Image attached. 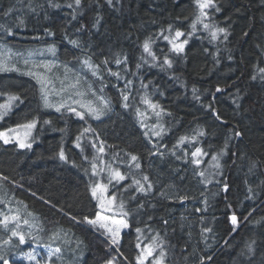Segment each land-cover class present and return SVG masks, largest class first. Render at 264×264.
Returning a JSON list of instances; mask_svg holds the SVG:
<instances>
[{"label":"trees","instance_id":"trees-1","mask_svg":"<svg viewBox=\"0 0 264 264\" xmlns=\"http://www.w3.org/2000/svg\"><path fill=\"white\" fill-rule=\"evenodd\" d=\"M214 5L202 18L205 29L196 0H82L79 7L74 0H0V45L13 64L32 69L25 65L30 51L55 47L54 76L72 73L97 107L108 102L101 120L78 108L53 114L34 78L0 75V83L14 82L20 98L0 132L36 121L31 148L0 138V174L45 202L0 179V255L8 264H127L84 228L111 241L85 219L100 212L92 171L101 147L111 169L140 182L117 246L129 264L140 256L137 228L162 235L166 264H264V0ZM217 28L226 29V38L213 37ZM176 30L184 35L175 38ZM185 39L177 52L173 42ZM196 148L203 154L194 158ZM12 195L25 214L4 206ZM6 216L17 219L4 224ZM59 229L66 240L51 243Z\"/></svg>","mask_w":264,"mask_h":264},{"label":"rangeland","instance_id":"rangeland-1","mask_svg":"<svg viewBox=\"0 0 264 264\" xmlns=\"http://www.w3.org/2000/svg\"><path fill=\"white\" fill-rule=\"evenodd\" d=\"M207 9H205L204 11H206ZM49 49H54V52L49 51ZM41 54L43 55V58L41 59L39 58V61H37L35 57ZM29 56H31L30 58L34 60L31 61L29 59L27 63H25V65L32 67V69L36 68L33 70L34 71L33 77L39 83L40 87H41V83L39 82L40 80L49 81V83L45 85V87L48 90V102L51 105V107H47L48 109L56 110V107H59L61 104H64L65 107L61 108V110L65 108L69 109V107L74 108V109L78 108V109L87 111L91 116H93L88 111V108H93V109H96L98 112L102 113L101 118L98 120L102 119V117L104 116V109L108 104L107 101L101 102L100 104L101 108L97 107L94 101L89 99L90 95L88 94L85 86L72 73H69V74H67V72L64 74L59 73L58 77L54 76L53 72L56 66V63L54 62V57L56 56L55 47H47L43 50L30 51ZM44 57L46 58L44 59ZM0 64H2L3 66L7 68H12V69L20 68L19 66L16 67V65L13 64V58L11 55V51L9 50V48L7 49V47L3 45H0ZM90 67L91 66L88 65V67L86 68L89 69ZM9 72L11 71H2L0 72V74H5ZM5 85L7 87L12 86L9 83H6ZM91 95H95L92 89H91ZM4 104H9V100L8 101L5 100L4 103L0 102V105H4ZM10 105H11L10 108H8L7 110L0 109V112H4V116H3L4 119L8 118L9 115L11 116L14 106H13V103H10ZM35 130H36V127L32 129L20 127V128H17L16 131H13L7 134L6 136L8 137L9 140L17 142V143H20L21 141L25 143H30L31 137L35 133ZM87 154L88 153L86 152L83 155V157L85 158ZM98 155H99V158H98L99 165L97 164L96 169L92 171L93 178L97 179L98 185H102L106 187V191L103 194L105 201L107 202L113 196L115 197V201L111 205H108L106 203V207L102 209L100 207V201L97 199V197L94 196L95 200L98 202V205H99V209H100L99 215L102 217L110 218V219L100 220L94 226L108 233V235L111 238V233L107 231V228L117 227V225L112 223V220H125L128 224V218L130 217L128 208L131 207V202L134 203L133 199L131 198L137 195L138 190H139L137 187H139V185L136 182L130 183L128 180H126L127 175H128L127 172L125 175L123 171H120L119 173L122 176H124V179L123 180L116 179L114 176L115 171L111 169L110 168L111 166L107 165L104 162V160H102V156H103L102 152L98 151ZM127 183H130V184L124 187L123 185ZM115 189L117 190L119 189V191H116L113 194L112 192ZM164 189H165V186L163 184L162 185L160 184L159 185V195L164 196L165 194ZM98 195H99V189H98ZM121 202L124 205L123 209L119 207ZM12 212H14L16 216L22 215L16 209H13ZM135 212L138 214V216L145 213V212L140 213V211H135ZM124 213H127V215L125 216ZM133 217H135V215ZM101 224H105L107 225V227L106 228L100 227ZM31 227L33 228L34 225H31ZM128 230H129V224H128V227L126 228H120L118 244H112V242L110 241V246L113 250L117 249V246L121 243V236L124 233L128 232ZM140 230H141L140 232H137L138 241H139L138 245L140 246V253H141L140 256L143 255V252L146 249V246L152 244L153 240L156 241V244L153 245V255L148 257L147 260L144 261V264H157V261H160V260H162V264H166V257H167L168 252L166 250L165 252L163 251L164 256L162 258L159 255L160 251L162 250L161 247L163 245V241L158 238L157 234H155L154 231H149L147 228H142ZM64 239L66 240V238H64L62 235V230L59 229L58 232L52 236L51 243L64 242L65 241ZM39 247H42V246H39ZM42 251L43 249H39V254H41ZM35 260L36 259L30 260V261H35ZM34 264H36V262H34ZM137 264H140V262L137 261Z\"/></svg>","mask_w":264,"mask_h":264},{"label":"snow or ice","instance_id":"snow-or-ice-1","mask_svg":"<svg viewBox=\"0 0 264 264\" xmlns=\"http://www.w3.org/2000/svg\"><path fill=\"white\" fill-rule=\"evenodd\" d=\"M196 2H197L198 6H199V9H200V16L197 17V22L203 23V19L202 18L207 17V15H208V13L205 12L204 10L207 9V8H209V7H215L214 0H196ZM81 3H82V0H74V5L76 7H79L81 5ZM107 3L109 5H111L112 4V0H107ZM52 6L53 7H59L58 4H54ZM68 7L69 8H72L73 7V4H68ZM216 11H219V8H216ZM73 18H75V17H73ZM192 27H193V29H195L196 24L193 23ZM203 27L205 29H208L210 26L207 23H203ZM169 30H171V29H169ZM7 31H8V34H11V30L10 29L7 30ZM217 32L225 33V38H226V35H227L226 29L217 28L215 31L212 32L213 37L216 36V33ZM183 35H184L183 32H181L179 30H176V32H175V38L178 39L179 37H181ZM165 39H167V37H165ZM72 43L75 44L76 42L75 41H72ZM186 43H187V40L186 39L183 41V43H180V44H177V43L173 42V48L177 52H181V51H183L184 44H186ZM143 47H144V50L145 51H149L150 50L149 42L148 41H145ZM49 51H53L54 52V49H49ZM25 63H27V61H25ZM85 63H88V62L85 61ZM117 63H120V61H117ZM165 63L168 64L169 66H171V61L168 60L167 58L165 59ZM13 70H18V69L7 68V67L3 66L2 64H0V72H2V71H13ZM28 74L29 75H34L31 72L28 73ZM113 75H116V73H113ZM39 82L41 83V92L43 94V99H44L45 106L46 107H51V105L48 102V90L45 87V85H47L49 83V81H47V80H40ZM217 91H219V89H217ZM18 99H19V97H16V96L9 97V100L10 101H12V100H18ZM127 99H128V97L127 96H124V100H127ZM10 106H11L10 104L0 105V109L7 110L8 108H10ZM127 106L128 105L125 104V107H127ZM63 107H65V105L64 104H61L59 107H56V111L59 112L61 110V108H63ZM152 107L155 108L157 106L156 105H152ZM68 110L69 111H73V112L75 111V109L74 108H71V107H69ZM88 111L95 117V119H100L101 118L102 113L98 112L96 109L88 108ZM77 115H79L81 118H83L84 113H77ZM3 116H4V112H0V119H3ZM45 123H49V121H45ZM35 126H36V121L33 120L32 122H30V123H28L26 125H21L20 127H24V128H27V129H32ZM85 131H88V129H85ZM155 134L157 136H159L160 135V131H157ZM201 134H203V133H201ZM236 135H240V133H236ZM0 138H3L5 143H8L9 142V139L5 135V133L0 132ZM185 139H186L185 137H182L181 138V143H183V141ZM76 146L77 147H80L79 143H77ZM19 147L20 148H31L32 145L30 143H25V142L21 141L19 143ZM103 150H104L103 147H101L100 148V151L103 152ZM201 154H203V153H202V149H200V148H196V150L191 153L192 157H194V158L195 157H198ZM59 156H60L61 159H66L63 150L60 151ZM132 159L133 160H136L137 158L135 156H133ZM212 159L213 160H218V157L217 156H213ZM193 163L199 165L201 163V161H200V159H194L193 160ZM137 167H139L138 164H137ZM217 167H219V164L218 163H217ZM93 169L95 170V165H93ZM199 175L201 177H204L205 176L204 172H199ZM114 176L118 180H123L124 179V176H122L118 171L114 172ZM4 179H7V178L5 177ZM144 179L147 180L148 177L145 176ZM136 183L138 185L140 184L139 181H136ZM149 187H151V185H149ZM227 187H228L227 184H225L224 185L225 191L227 190ZM98 189H99V195H98ZM144 190L145 189H144L143 185H141L140 186V191L143 192ZM105 191H106V187L105 186H102V185H97L96 187H93L92 188V195L95 196V197H97V199L100 201V207L102 209L106 207V203L108 205H111L115 201V197L113 196L110 200H108L106 202L105 199H104V195H103ZM119 207L121 209H123L124 205H123L122 202L119 205ZM124 215L126 216L127 213H124ZM10 219L11 220H15L17 218L16 217H7L6 216V217H4V220L2 221V223L7 224V222ZM85 219L87 220V222L89 224L95 225L100 220L110 219V218L102 217L100 215H97L96 219L88 220L87 217H85ZM231 220H232L233 224L237 223V217L235 215H233L231 217ZM24 223L27 224L28 221L25 220ZM112 223L115 224V225H117V227H115V228H107V231L109 233H111V242H112V244H118V237H119V233H120V228H126V227H128V224H127V222L125 220H112ZM165 223H167V221H165ZM100 227H105L106 228L107 225L101 224ZM136 231L137 232H140L141 230L139 228H137ZM205 231H210V229H205ZM11 235L13 237H17L18 236L19 237V243H21V244L25 243V237H24V235H22V234H20V233H18L16 231H12ZM9 242L10 241H5V243H9ZM155 244H156V241L153 240V243L152 244L146 246V249L144 250L143 255L142 256H139V255L137 256L136 259H137V261L140 262V264H144V261L147 260L148 257H150V256L153 255V245H155ZM137 247H139V245H137ZM58 252H60V249L59 248L55 249V253H58ZM55 253H52V254H55ZM159 255H160L161 258L164 256L163 250L160 251ZM27 258L30 259V260H34L35 259V257L31 253L28 254ZM0 261H3V264H8V261L4 259L3 255H0ZM106 264H114V260H109V261L106 262ZM157 264H162V260L157 261Z\"/></svg>","mask_w":264,"mask_h":264},{"label":"bare ground","instance_id":"bare-ground-1","mask_svg":"<svg viewBox=\"0 0 264 264\" xmlns=\"http://www.w3.org/2000/svg\"><path fill=\"white\" fill-rule=\"evenodd\" d=\"M46 57H44V59H45ZM32 60H34V59H32ZM37 61H39V55L37 56ZM17 67V66H16ZM34 69H36V68H34ZM34 69H28V67H23V68H18V70H13V71H11V72H9V74H11V75H14V74H20L21 76H26V77H32V78H34L33 77V75H29L28 73H34ZM0 75H2V74H0ZM34 80H35V82H36V84L38 85V87H40V85H39V83L36 81V79L34 78ZM4 83V84H3ZM6 83H9V84H11L12 86H6L5 84ZM0 84H3V85H1L0 86V102L1 103H4V101L6 100V101H8L9 100V97H12V96H16V97H19L18 95H17V93H16V91H15V89H14V87H15V84H14V82H6V81H2ZM40 89H41V87H40ZM20 101V98L18 99V100H12V101H10L9 100V104L10 103H13V106H14V109L12 110V112H16V106H15V104L17 105L18 104V102ZM14 102H15V104H14ZM47 109V108H46ZM47 110H49L48 112H50V113H53V114H56V113H59V112H62V111H67L68 109H62V110H60L59 112H57L55 109H47ZM12 114V113H11ZM8 118H11V116L9 115L8 116ZM8 118H3V119H0V121H4V120H6V119H8ZM36 127V126H35ZM17 128H20V126H15V127H12L8 132H6V135L7 134H9V133H11V132H13V131H16L17 130ZM33 137V136H32ZM32 137H31V140H30V142H32ZM9 141H11V140H9ZM5 178V176H3V175H1L0 174V179H2L4 182H6L7 184H9L10 186H12L14 189H17V190H20V191H22V192H24V193H26V194H28L29 196H31V197H33V198H35V199H37L38 201H41V202H43V203H45L41 198H39L37 195H35V194H32V193H30L29 191H27L26 189H24L22 186H20L18 183H15V182H13V181H11L9 178H7V179H4ZM3 204H4V206L6 207V208H9L11 211L13 210V209H16L20 214H25V208L24 207H22L20 204H19V201L16 199V197L15 196H9V197H6V200L3 202ZM73 221H75L74 219H72ZM77 224H81V223H79L78 221H75ZM84 228H86V229H88V230H90L92 233H94L95 235H98V236H100V237H102L109 245H110V239L107 237V236H104V235H102V234H100L99 232H97V231H95V230H93V229H91V228H89L88 226H84ZM156 232V231H155ZM97 233H99V234H97ZM156 234L158 235L159 233H158V231L156 232ZM159 235H161V234H159ZM161 237H162V235H161ZM162 241H163V237L162 238H160ZM166 242L165 241H163V245H162V247H161V249L163 248V246H164V244H165ZM138 244H139V242H138ZM139 248V252H140V246L138 247ZM127 264H129L126 260H125V258H124V255L120 252V250L119 249H115L114 250ZM140 255H141V253H140Z\"/></svg>","mask_w":264,"mask_h":264}]
</instances>
